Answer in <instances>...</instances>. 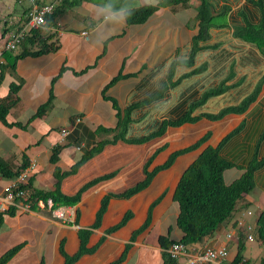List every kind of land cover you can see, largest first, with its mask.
I'll use <instances>...</instances> for the list:
<instances>
[{
  "label": "crops",
  "instance_id": "0c3cea01",
  "mask_svg": "<svg viewBox=\"0 0 264 264\" xmlns=\"http://www.w3.org/2000/svg\"><path fill=\"white\" fill-rule=\"evenodd\" d=\"M49 1L41 0L39 3ZM156 3V0H117L116 6L136 8ZM262 3L264 6V0ZM98 5L92 0H78L76 6L63 8L52 24H45L41 28L44 36L53 35L50 42H54L58 50L37 57H25L17 62L15 70L4 72L0 84V100L8 93V86L4 82L7 76L11 82L22 83L17 93L18 102L7 116L8 122L22 125L46 101L51 80L60 73L52 86V104L43 115L33 119L26 128H8L0 123V157L10 162L13 169L26 163L28 170L24 183L32 177V187L35 189H52L53 170L56 166L62 171L68 170L101 140L111 138L112 135L98 134L96 128L114 127L116 123L111 103L101 97L103 86L113 76L119 71L134 74L107 90V95L114 98L123 109L153 93L165 80L171 63L185 60L189 56L191 39L197 29L194 20L196 0H190L184 6L160 7L145 23L134 26H127L126 23L120 26L107 25L103 22V16L98 14ZM28 8L27 2L17 0H10L8 7L0 5V43L20 29L22 14L25 17ZM235 9L233 12V7L230 9L229 26L243 23L238 16L240 11L245 13L252 24L260 20L259 8L245 0L236 4ZM174 20L176 25H173ZM191 20L192 30H187ZM5 30L3 34L2 31ZM209 40L210 37L199 44L203 49L194 56L192 66L181 65L174 68L173 80L202 64H206L205 70L182 79L163 99L134 110L127 138L144 136L162 120L178 118L205 91L217 87L221 82L229 87L228 90L219 96L210 97L194 110L192 116L216 113L223 107L235 105L264 77V57L254 45L233 38L231 28H217L211 42ZM213 45H217V48H212ZM242 121L244 128L231 137L220 151L223 157L235 164V167L224 172L225 183L226 180L232 182L243 173L244 170L239 168L246 166L256 149L259 156L262 157L264 153V141L257 147L264 132V82L256 100L241 115H226L216 122L201 119L193 124L168 127L162 136L140 145L121 141L106 144L74 174L61 181L60 191L65 195H73L89 181L113 174L111 178L85 190L80 201L74 207H69L73 209V216L76 210L79 212L78 224L64 223V220L56 219L44 210L24 211L18 205L15 207V216L6 217L0 228V255L11 247L22 244L6 264L15 258L20 262L18 256L25 252L38 259L35 264L41 261L43 264H62L63 258L58 251L59 242L64 240L65 252L74 254L79 245L77 230L93 223L101 198L108 193H121L140 182L144 178L143 167L156 149L165 147L154 157L148 170L162 164L173 151L193 144L207 131L211 132V137L205 145L216 146ZM230 123L232 124L225 129ZM57 145L62 149L58 162L53 165L49 159L51 149ZM201 149L179 156L169 169L157 173L149 186L136 195L128 199H110L99 228L88 239V247L94 246L104 231L118 223L127 211L131 212L132 217L122 228L106 236L94 253L81 256L74 264H112L120 257L131 233L144 222L150 204L163 195L152 209L149 226L137 236L124 261L119 263L129 264L140 250H146L155 251L159 264H162L158 237L167 235L168 229L169 239L178 241L182 236L175 226L178 208L172 200L174 188L184 169L198 156ZM177 163V166L182 165L180 169H174ZM8 185L9 182L0 177V196L4 195ZM260 199L264 202V190ZM244 201L249 202L254 209L258 206V202L249 198V195L244 196ZM242 211L244 210L239 211L236 216ZM156 227L157 234L153 236ZM227 229L189 246L191 253H202L205 247L227 244L228 257L222 264L230 263L236 254V246L234 241H225ZM13 238L19 239V242L6 248ZM247 248L263 249L255 238L245 243V251ZM48 252L49 258L46 257ZM244 252L243 260L249 264L251 258L245 257ZM184 262L181 258L177 264Z\"/></svg>",
  "mask_w": 264,
  "mask_h": 264
},
{
  "label": "trees",
  "instance_id": "16d2710c",
  "mask_svg": "<svg viewBox=\"0 0 264 264\" xmlns=\"http://www.w3.org/2000/svg\"><path fill=\"white\" fill-rule=\"evenodd\" d=\"M156 1L157 3L155 5H142L136 8H132L134 10L133 14L126 21V25H141L145 23L156 11H158L160 7L172 5L184 6L190 0ZM245 1L248 4H252L259 8L261 17L258 23L252 24L248 20L245 13L240 11L238 13V16L242 18L243 25L229 26L227 22L224 25H212V21L215 17L227 16L228 12L231 9L228 6L229 4L226 1H223L221 10L215 13L213 11L210 0H196L197 6L195 8L196 13L194 20L196 22L197 29L196 33L192 36L191 39V49L188 58L185 60L173 61L169 67L165 80L153 93H151L145 99L132 103L127 107L121 109L118 106L117 101L107 95V90L115 85L118 81L133 77L134 74H123L122 71H119L115 76H113L103 86L101 90V97L103 100L109 101L111 103L113 110H115L116 123L114 127L99 126L96 128V132L98 134L102 133L106 135H112L111 138L101 140L92 149L85 153L77 162L72 164L68 170L62 171L59 167L56 166L53 170L54 184L53 188L50 190H39L33 188L32 177L28 179L27 183L18 184L17 189L25 191V203H30V210L34 212L40 210L36 206L37 202L39 201L43 202L45 205L47 201H51L52 208L74 207L80 201L81 195L85 190L101 181L111 178L113 174L95 178L83 185L73 195H65L60 191V184L62 179L68 175L74 174L86 160L101 151V149L106 144H114L117 141H121L127 144L140 145L154 138L162 136L168 127H178L185 123L193 124L201 119L216 122L221 120L226 115L243 114L256 100L261 88V84L264 82V77L255 85L250 93H248L235 105L223 107L216 113H200L198 115L192 116L194 110L200 105H203L210 97L219 96L228 90L229 87L226 86L224 82H221L217 87L205 91L201 95V97L196 102L190 104L186 112L178 118L162 120L154 130L144 136L131 139L126 137L128 125L131 122V113L134 110L148 106L156 101L163 99L165 94L172 88L176 87L182 79L190 75L199 74L203 70H205L206 64H202L199 67L191 70L189 73L173 80L174 68L176 66L193 65L194 56L199 50L203 49V47L199 44L209 39V29L211 27L231 28L233 38L254 45L259 51L260 55L264 57V6L262 0ZM77 4L78 0H69L57 5L53 9L52 13L45 17V24L47 26L52 24L57 15L61 13L63 8H71L76 6ZM25 15L26 16L24 17V14H22V21H20L21 27L25 26L28 21L27 10ZM5 32L6 30L3 31V34ZM52 38L53 35L44 36L42 34L41 28L37 30L31 29L28 35L18 45V51H3L2 58L4 62L0 64V84L3 81L4 72L6 70H15V66L19 60L25 57H37L44 54L56 52L58 50V46L54 42H50ZM211 47L215 49L217 48V45H213ZM230 74L232 75L233 72L231 71ZM58 76H60V73L51 80L50 89L46 101L36 109L35 113L29 118L25 125H22L20 123H10L7 121L9 110L18 102L17 93L22 86L21 82L17 84L14 82L9 83L7 95L2 100H0V123L4 127L8 128L13 126L26 128L28 123H30L33 119L43 115L52 104V86L58 79ZM229 126H227L225 129H227ZM243 128L244 122L242 121L236 128H234L226 136H224L216 144V146L205 145L211 137V132L207 131L193 144L173 151L168 155V157L162 164L155 166L152 170H148V167L150 166L154 157L165 147L162 146L156 149L143 167L144 178L140 182L121 193H108L101 198L99 208L95 214L93 223L86 228H80L77 230L79 245L74 254L69 255L65 252L64 240H61L59 242L58 251L63 258L62 264H74L81 256L94 253L99 245L104 241L106 236L122 228L132 217L131 212L127 211L118 223L104 231L103 236L100 237L99 241L94 246L88 247V239L92 232L99 228L102 217L107 209V205L110 199H128L136 195L149 186L157 173L169 169L179 156H182L191 151H195L197 149L202 148L198 156L184 169V171L180 175L172 196V200L177 204L178 208L177 217L175 219V226L180 230L182 236L178 241L171 240L169 239L170 229H168L167 235L158 237V245L161 249L162 264H176V261L171 259L166 253V250L171 244L181 243L189 247L191 245L200 243L205 238H212L221 230L229 228L231 221L235 218L236 214L239 211L248 208L253 211L254 208L250 207V203L244 201V196L249 195L255 188V185L257 184L255 175L259 171L264 169V153L261 157L258 155V150L256 149L254 155L246 162V166L239 168L244 170L243 173L237 179L233 180L230 183H225L224 172L235 167V164L233 163V161H230L220 154L222 147L230 140L231 137L239 133ZM254 134L255 132H253V136ZM263 141L264 132L260 136L257 147H259L260 143H262ZM61 149L62 147L58 145L51 149V156L49 159L51 164L55 165L58 162L59 152ZM178 163L176 164L174 169H177V167H179L180 169L182 167V165L180 164L179 166H177ZM26 168L27 164L22 163L20 167L13 169L10 162L0 157V177L8 181L9 184L16 181L18 176ZM162 196L163 195H160L150 204L144 222L139 228L131 233L129 240L125 244L124 250L121 253L120 257L112 264H119L124 261L128 250L132 246V243L135 241L137 236L144 230H146L149 226L151 221L152 209L161 200ZM21 200L22 198L17 197L15 198L14 202L15 204H17ZM43 210L46 211L45 213H47L48 215L50 214V211H48L46 208ZM15 213V207H9V209L0 212V228L3 226L5 218L13 217L15 216ZM78 218L79 212L76 210L73 222L68 224L77 225ZM253 235L258 245L264 249V208L257 214ZM234 242L236 246V254L233 260L228 264H247L246 261H243V252L245 251L246 240L242 232L238 234V236L234 239ZM21 247L22 244H19L6 250L2 255H0V264H6L19 251ZM39 264H43V261H41ZM260 264H264V259L260 262Z\"/></svg>",
  "mask_w": 264,
  "mask_h": 264
},
{
  "label": "built area",
  "instance_id": "2783aa9c",
  "mask_svg": "<svg viewBox=\"0 0 264 264\" xmlns=\"http://www.w3.org/2000/svg\"><path fill=\"white\" fill-rule=\"evenodd\" d=\"M18 2H27L29 4L28 8V21L25 26L16 30L14 33L10 34L5 41H3L0 46V64H2V52L3 51H15L21 41L28 35L31 29L37 30L44 27L45 17L52 13L53 9L64 1L69 0H50L47 3H38L37 0H17ZM64 132V130L62 131ZM32 169V167H29ZM27 170L25 169L17 178L16 181L10 183L4 195L0 196V211L3 212L9 207H17L24 211L30 210V203H25L26 196L25 191L19 190L18 184H25L24 181L27 177ZM22 198L17 204H15V198ZM37 208L40 210L47 209L50 214L59 220H65L73 217V212L70 208L66 207H56L52 208L51 201H47L46 205L39 201L36 204ZM253 215L251 209H245L241 214L237 215L230 223L229 228L226 230L224 236L226 242L234 241L240 232L243 233L246 242L253 241V231L254 224L248 222L250 216ZM166 253L173 260L177 261L181 258L185 260L184 264H222L228 257L227 244L218 247H205L202 253H191V249L181 243H173L166 250ZM244 261V260H243Z\"/></svg>",
  "mask_w": 264,
  "mask_h": 264
},
{
  "label": "rangeland",
  "instance_id": "374dc122",
  "mask_svg": "<svg viewBox=\"0 0 264 264\" xmlns=\"http://www.w3.org/2000/svg\"><path fill=\"white\" fill-rule=\"evenodd\" d=\"M9 1L10 0H1L0 1V5H5L6 7L9 6ZM41 2V0H37V2ZM93 2L102 5V4H110L113 2V0H92ZM223 1H226L229 5V7H233V11H235V6L236 4H238L239 2H242L243 0H210V3L213 7V11L215 13L219 12L222 8V3ZM117 0H115V4H116ZM175 9V7H174ZM176 19V17H175ZM192 22V23H191ZM229 24L228 18L222 17V16H218L215 17L212 21V25H224L225 23ZM173 25H176L177 23L173 22ZM193 25V20H191L189 22V25L187 26V30H192L191 26ZM213 27H211L209 29V34H211L210 36V40L209 42H211L212 38L214 37V34L217 30V28L213 29ZM3 32V31H2ZM212 32V33H211ZM2 44V43H0ZM15 51H18V48L15 49ZM9 76H7L5 78V85L8 86V83L10 81V79L8 78ZM12 80V79H11ZM7 82V83H6ZM11 82V81H10ZM214 104V103H213ZM209 107L211 108V104L209 105ZM231 125V123L229 124ZM228 125V126H229ZM2 130H4V128L2 127ZM258 177H257V184L255 185V188L251 191V193L249 194V198H251L254 201L258 202V206L256 209H254L253 215L249 217L248 222L253 223L256 219V215L264 208V202L261 201L260 199V194L262 193V190H264V169H262L261 171L258 172ZM226 179V178H225ZM226 182H230L229 180H226ZM44 188V187H42ZM47 188V187H45ZM72 212L73 209L71 208ZM74 214V212H73ZM74 216L71 218V220L69 219H65L63 222H72L74 219ZM155 232H153V236L154 234H157V227L154 229ZM254 237V235H253ZM19 239H12L11 241H9L7 243V247L9 248L11 246H13L14 244L18 243ZM245 257L247 258H251V262L249 264H260V261H262L264 259V250L263 249H259V248H255V249H249L247 248L246 251L244 252ZM19 257L20 262L17 260V258H15V260H13L12 262H10L9 264H35V262L38 260L37 258L35 259L34 255L29 254L27 252L21 254ZM47 258L50 257V253L48 252L46 255ZM263 257V258H260ZM255 262V263H254ZM129 264H159V260H158V256L156 255L155 251H147L146 250H140L138 252V254H136V256L130 261Z\"/></svg>",
  "mask_w": 264,
  "mask_h": 264
},
{
  "label": "clouds",
  "instance_id": "9594fccd",
  "mask_svg": "<svg viewBox=\"0 0 264 264\" xmlns=\"http://www.w3.org/2000/svg\"><path fill=\"white\" fill-rule=\"evenodd\" d=\"M99 15L103 16V22L111 26H120L133 14V9L127 5L117 7L115 0L110 4H102L97 6Z\"/></svg>",
  "mask_w": 264,
  "mask_h": 264
},
{
  "label": "flooded vegetation",
  "instance_id": "af4514ba",
  "mask_svg": "<svg viewBox=\"0 0 264 264\" xmlns=\"http://www.w3.org/2000/svg\"><path fill=\"white\" fill-rule=\"evenodd\" d=\"M245 2H246V1H245ZM229 12H230V11H229ZM229 12H228V14H227V16H226L225 18H228V19H229V14H230ZM247 18H248V17H247ZM241 19H242V18H241ZM248 20H249V19H248ZM249 21H250V20H249ZM242 22H243V20H242ZM227 24H228V23H227ZM228 25H229V24H228ZM241 25H243V23H242ZM232 26H233V25H232ZM239 26H240V25H239Z\"/></svg>",
  "mask_w": 264,
  "mask_h": 264
}]
</instances>
